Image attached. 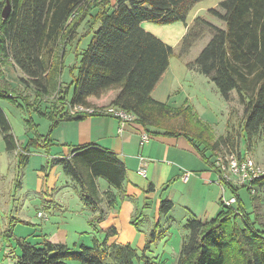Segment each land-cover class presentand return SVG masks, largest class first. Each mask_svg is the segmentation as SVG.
<instances>
[{"label": "trees", "instance_id": "1", "mask_svg": "<svg viewBox=\"0 0 264 264\" xmlns=\"http://www.w3.org/2000/svg\"><path fill=\"white\" fill-rule=\"evenodd\" d=\"M5 1L0 0V13ZM8 1L9 15L3 19L0 14V100L18 103L25 109L34 106L28 95L14 93L10 83L3 78L2 67L10 64L20 72V82L35 91L36 99L59 91L62 99L56 101L59 106L53 104L47 112L36 109L40 114H48L50 127L63 119L103 114L71 115L68 107L90 105V98H100L113 91L110 105L133 113L134 121L144 127L161 130L163 134H184L206 161L209 158L204 153L214 151L220 142L227 140L220 135L207 146L203 128L199 127L201 123L190 108L173 109L151 97V91L167 69L174 51L145 31L141 23H185L189 10L199 0H117L114 6H110L108 0ZM90 10H95L91 17ZM77 13L79 16L71 19ZM207 13L220 21L222 27L196 17L181 39L179 52H187L204 33L209 34L208 42L187 66L206 76L224 101L229 102L232 93L236 94L243 107L240 131L245 137L264 127V0H221ZM88 16L92 21L90 30L96 23L98 26L80 54L69 98V86L61 87L58 79L67 49L65 43L73 45L76 39L73 42L72 37ZM59 41L63 42L62 50L56 53L55 46ZM172 118H178L179 123H171ZM26 121L28 126L35 128L31 120ZM192 123L199 127L197 132L188 127ZM33 131L34 135L25 143L17 144L0 107V136L4 149L7 153H16L15 187L20 185L30 148H46L51 142L36 129ZM72 153L71 157L50 161L49 167L61 165L63 173L79 185V197L84 205L96 211L91 221L98 224L107 216L108 208L114 205L115 194L106 191L103 197L95 178L103 177L119 191L118 197L124 199L121 185L124 166L113 153L91 145L72 148ZM250 185L264 192V174L252 180ZM228 186L235 195L236 207L221 202L226 210L209 221L203 222L195 216L186 220L184 228L188 233L182 240L179 264H264V230H257L255 221L245 212L236 194L238 188ZM251 198L258 206V195ZM171 208L170 200H160V214H166ZM10 225L5 232L10 233ZM158 226L159 222L151 229L148 243L156 239ZM114 235L116 230L111 227L102 240L93 238L92 246L81 245L78 252L62 243L46 240L30 243L18 239L20 253L13 264H132L135 251L129 244L108 243V238ZM138 259L139 264H152L144 253Z\"/></svg>", "mask_w": 264, "mask_h": 264}, {"label": "rangeland", "instance_id": "2", "mask_svg": "<svg viewBox=\"0 0 264 264\" xmlns=\"http://www.w3.org/2000/svg\"><path fill=\"white\" fill-rule=\"evenodd\" d=\"M108 2L110 6H114L117 0H108ZM214 2H218V0L198 1L199 4L206 6H211ZM94 14L95 10H90V17ZM78 16L79 13L76 15L74 14L71 19H76ZM90 17H86L85 20L79 24L77 34L73 36L74 38L72 37L73 42L76 39L73 45H70L69 41L68 44L65 43L67 49L63 57V66L58 79L61 87L65 88L69 86L68 96L71 91V82L76 77L78 72L80 54L86 48L91 38L92 31H94L98 26L96 23L93 26L92 31L90 30L92 25V21H89ZM215 21H217L216 23H219V26L222 27V23L220 21L216 19ZM209 38V34L204 33L201 38L196 40L188 51L183 53L186 54L183 61H193L200 50L208 42ZM62 43L63 42L59 41L56 44V53H59L60 50H62ZM179 50L180 45L178 47V52ZM3 67L4 70L6 67L8 69V72L5 70V74L3 73V78L10 83V87L14 90L13 92L16 94L28 95L29 102L34 105L25 109L24 107H19L18 103L14 105L8 102L3 103L1 101L5 115L12 128V133L16 139L19 140L17 144H20L24 139L26 140L25 137L27 135H24L25 130L28 131L27 133L29 136L34 135L33 129H36L38 134L42 136L46 135L50 127L48 114H40L36 109L46 112L48 109H51L53 104L59 106V104L56 103L57 100L61 99L59 91L56 90L51 92L50 95L38 100L35 98V91H33L31 87L26 88L23 83L20 82V72L14 66L5 64ZM209 83L214 85L212 82ZM204 86L205 85L198 86L199 92L202 91V93L209 97L210 106L213 110H216L215 112H219V116H225L224 110L226 108L224 110L220 108L217 98L210 95ZM218 93V99L223 101L220 97V93ZM103 101L106 102L108 99ZM90 105L109 106L110 104L101 105L90 102ZM242 109V105L238 103L236 94L233 92L232 99L229 101L226 110L228 119L226 120L223 118L226 121L225 125L223 123L218 126H211L208 124L205 125V123L203 124L198 119L201 123L199 127L203 128V137L206 139L205 141L207 146L214 142V140H216L220 135L225 136L227 139L224 143L220 142L214 151L207 150L208 153H204L205 157L211 158V166L214 168V160L217 158L221 160L228 155L234 154L236 158H241L244 155L252 158L253 161L264 170V127H260L256 132L249 135L246 134L244 137V134L240 131ZM26 120H31V122L35 125V128L30 125L28 126ZM170 122L178 124L179 120L178 118H172ZM188 127H190L194 132L199 130V127L193 123ZM13 153L14 152L7 153L5 151L4 143L0 136V264H11L10 262L16 259L17 255L20 253L17 243L18 239L33 243L36 239L49 241L54 235L58 238L56 240L60 243L63 242L61 240L70 241L71 243L69 242L70 246H68V248L74 252H78L80 251L81 245L89 244V241L92 240V233L93 235H96V238L105 237V231H102V228H105L106 226H103V221L114 218L111 216V207L108 208V217L106 216V219L98 224L97 222H94L93 224L91 220L95 216L96 211H94L92 207L83 204L76 190L73 188L72 183H70V180L66 176L61 175L59 179V177L57 178L54 175L55 172H58V168L56 166L49 167L48 164L45 166V163L42 164L44 167L43 173L46 171L48 176H43L42 179L47 181L48 186H50V184L52 185L53 181L56 182L59 180L61 186L63 187H55L54 189L47 187V195L49 196L48 199H50L49 201L44 200L47 198L46 195H44L43 198H40L27 194L25 191L26 189L23 187L19 188V186L15 187L14 185L17 168L15 163V154ZM31 166L32 165H28V176L33 174ZM209 173L211 174V178H209V180L214 181V186H209L205 183H197V181L193 179L194 183H183L178 181L175 183V188L179 193L183 194L184 197L188 199L186 200L188 203L192 204L197 209L209 210L211 215L210 219H212L216 217L219 212L226 210L221 205V184L224 185V196L226 199L235 196L228 186V184H230L232 188H238L236 194L241 199L245 212L249 214L252 221H255V227L257 230L263 231V190L255 188L253 192H251L250 189L248 192L245 189L246 187L240 188L243 186H234L231 181H221L220 184H218L219 178L217 171L210 170ZM24 174V181L27 184L29 183L32 185L34 181L33 179H27L26 169H23L22 179ZM9 193H11V195ZM250 194L258 195V206L254 204V200L251 198L252 195ZM164 196L165 194L163 197ZM158 198L159 197H156L154 200L147 199L143 196V194L140 196H134L129 200L117 197L114 205L112 206V210H114L115 215L117 216L114 220V224L120 231L119 237L116 238V243L120 246L129 244V246L135 251L136 256L134 257L132 264H139L140 262L138 257L143 253L151 260L152 264H179L178 254L181 248L182 240L188 233V231L184 228V224L186 222L185 211L180 205L175 204L168 214H160ZM178 202L180 201L178 200ZM233 207H236L235 203L233 204ZM38 211L44 212V217H39L37 215ZM236 213L239 217L241 216L239 211ZM171 217L174 218L173 221L171 220ZM157 222H159V226L157 228L158 233L156 235V239L152 243H148L147 241L151 238L149 233ZM9 223H11V235H9L10 233L5 232ZM92 225H94V227H92ZM109 226L110 225H108V227ZM47 228L49 229L48 232L45 231ZM147 243L149 246H147ZM231 264L234 263L232 262Z\"/></svg>", "mask_w": 264, "mask_h": 264}, {"label": "crops", "instance_id": "3", "mask_svg": "<svg viewBox=\"0 0 264 264\" xmlns=\"http://www.w3.org/2000/svg\"><path fill=\"white\" fill-rule=\"evenodd\" d=\"M220 1L221 0H218V2ZM218 2H214L211 6L199 4L198 2L195 3L189 10L185 23L179 21L170 24H157L149 21L141 23V27L145 31L159 38L164 44L172 47L174 51L169 58L167 69L151 91V97L158 102L165 103L173 109L190 107L192 113L197 119L203 124L205 123V125L208 124L211 126H218L222 123L225 125L226 121L224 119H228L226 110L229 102L224 101L223 99V101H220L217 97L218 91L215 85H211V83H209L211 81L206 76L198 73L194 68H189L187 66L189 62L183 61L186 54L179 53L178 47L181 43L182 37L185 35L188 27L192 25L196 17H203L208 21L217 24V21H215L207 11L211 8H215ZM217 25L220 24L218 23ZM7 67L5 68L6 72H8ZM2 69L5 74L4 67ZM202 85H205L204 87L208 90L210 95L217 98L220 108L223 110L226 108L224 110L225 116H219V112H215L216 110H213L210 106L209 97L202 93V91L199 92L198 86ZM107 93L100 98H90L89 101L101 105H107L115 94L113 91ZM107 99L108 101H103ZM1 101L3 103L7 101L0 100V107L3 109ZM49 110L50 109L47 111ZM27 132L28 131L25 130L24 135H27L28 138L31 137ZM143 132H146L149 135V139L141 143L140 135ZM27 136L25 137L26 140ZM44 136H47L50 139V145L46 148H30L27 164L24 167L27 171V179H33V184H27L24 181V174L19 185V188L23 187L26 189V193L33 197L43 198V196L46 195L47 198L44 200L49 201L47 187L50 189L63 187L59 180L56 181L57 183L53 181V184L48 186L47 181L42 179L43 176H48L46 171L43 173L44 167L42 164L45 163L46 166L47 164L49 165V162L52 160L54 161L71 157L73 155V153L71 154L72 148L91 145L113 153L123 164L125 172L121 185L122 193L125 196L124 199L129 200L134 196H140L142 194L145 198L152 200L159 197V202L161 199L170 200L172 208L175 204L180 205L185 211V221L192 216H195L198 220L203 222L209 221L211 218L209 210L197 209L195 206L188 203L186 201L188 199L175 188L176 182L194 183L193 179L196 180L197 183H205L206 185L214 186V181L209 180V178H211L209 171H216L215 168L211 166V158L209 157V159H207L209 161L203 159L194 148L191 141L184 134H163L161 130L152 127H144L135 121L121 124L117 118L110 115L95 114L87 115L81 119L70 118L60 120L55 126L49 127L47 134ZM16 140L18 143L19 140ZM26 140L24 139L20 144L25 143ZM205 153H208V151ZM13 154H15L16 163V153L14 152ZM140 157H142L143 160H141ZM28 165H32L31 170L33 171V174L31 176H28ZM142 165H144L145 169L144 176L138 173V169ZM53 166L58 168V172H55L54 175L57 178L59 177V179L61 175L66 176L79 195V185L63 173L62 166ZM185 173H189V175L184 180L183 175ZM95 183L102 196L104 192L111 191L115 194L116 200L120 194L119 191L111 186L103 177L95 178ZM9 194L11 195V193ZM164 194L165 196L163 197ZM178 200L180 202H178ZM172 208L166 214H168ZM110 211H112L111 216L114 218L112 217L113 219L111 220L107 219L103 221V226L106 227L102 228V231L108 232L111 227L115 228L116 235L108 238V243H113L117 241L116 238L119 237L120 231L114 224V220L117 216L115 215L114 210H112V207ZM171 220L173 221L174 218L171 217ZM108 225L110 226L108 227ZM48 230L49 229L47 228L45 231L48 232ZM91 237L92 239L96 238V235H93L92 233ZM56 239L58 238L53 235L49 241L52 243H60ZM98 239L102 240L103 238L99 237ZM39 241V239H36L33 243H39ZM61 241H63L61 242L62 244L70 246V241ZM85 246H92V240ZM15 261L16 259L10 263L13 264Z\"/></svg>", "mask_w": 264, "mask_h": 264}, {"label": "built area", "instance_id": "4", "mask_svg": "<svg viewBox=\"0 0 264 264\" xmlns=\"http://www.w3.org/2000/svg\"><path fill=\"white\" fill-rule=\"evenodd\" d=\"M68 113L71 115L79 113H103L115 117L119 120L121 124L125 122L134 121L136 119L135 115L129 111L121 108L109 106H91L84 104H74L68 107ZM149 139V135L146 132L141 133L140 142L143 143ZM143 160L142 157H140ZM215 170L218 173L219 183L221 181H231L234 186H243L250 189L251 192L255 190L250 183L257 177L264 174V170L257 165L252 158L248 156H242L241 158H236L234 154L226 156L224 159L217 158L214 160ZM138 173L142 176L145 175L144 165L138 169ZM189 173L183 175L184 180L188 177ZM221 202L225 206H232L235 202V196L226 199L224 196V185L221 184ZM37 215L39 217H44V212L38 211Z\"/></svg>", "mask_w": 264, "mask_h": 264}, {"label": "water", "instance_id": "5", "mask_svg": "<svg viewBox=\"0 0 264 264\" xmlns=\"http://www.w3.org/2000/svg\"><path fill=\"white\" fill-rule=\"evenodd\" d=\"M9 12H10V3L8 0H6L2 7L1 13H0L1 17L3 19L7 18V16L9 15Z\"/></svg>", "mask_w": 264, "mask_h": 264}]
</instances>
